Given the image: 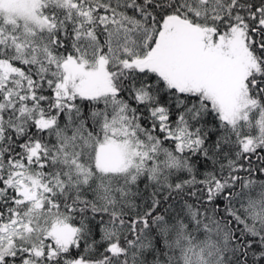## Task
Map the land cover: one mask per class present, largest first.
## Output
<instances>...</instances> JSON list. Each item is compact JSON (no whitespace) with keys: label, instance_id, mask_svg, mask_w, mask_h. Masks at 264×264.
<instances>
[{"label":"snow or ice","instance_id":"6c2138e0","mask_svg":"<svg viewBox=\"0 0 264 264\" xmlns=\"http://www.w3.org/2000/svg\"><path fill=\"white\" fill-rule=\"evenodd\" d=\"M0 264H264V0H0Z\"/></svg>","mask_w":264,"mask_h":264}]
</instances>
